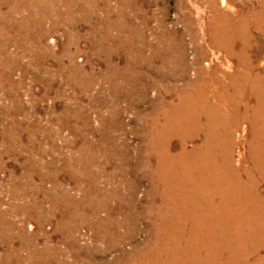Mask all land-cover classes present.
Wrapping results in <instances>:
<instances>
[{
  "label": "rangeland",
  "instance_id": "1",
  "mask_svg": "<svg viewBox=\"0 0 264 264\" xmlns=\"http://www.w3.org/2000/svg\"><path fill=\"white\" fill-rule=\"evenodd\" d=\"M225 19L233 41L214 31ZM242 54L262 76L264 121V0H0V264H142L175 206L155 171L163 107L200 75L226 82ZM246 131L232 161L250 172ZM229 219L179 264H259L264 221L251 236Z\"/></svg>",
  "mask_w": 264,
  "mask_h": 264
},
{
  "label": "bare ground",
  "instance_id": "2",
  "mask_svg": "<svg viewBox=\"0 0 264 264\" xmlns=\"http://www.w3.org/2000/svg\"><path fill=\"white\" fill-rule=\"evenodd\" d=\"M235 29L236 22L225 19L214 31L223 37L222 40L233 41L237 35ZM233 55L234 52L227 53L229 57ZM245 56L242 54L239 57V64L226 76V82L207 83L200 75L196 84L186 83L175 107H163L165 111H162V121L158 125L161 146L155 171L163 190L172 196L175 206L172 204L174 209L160 213L159 221L153 226L155 236L146 240L139 250L142 258L146 257L142 264H179L185 255L182 250L190 248L196 233L199 235L206 231L205 236L199 235V239L204 240L199 244L201 247L206 245L210 236H215L220 242L223 235L218 236L219 227L222 222L225 225L228 218L235 227L248 226L251 236L257 231L256 217L261 223L264 221V191L258 190L256 179L251 176V171L255 169L264 176V156L261 154L264 150V121L260 112L256 118L258 81L262 80V76L257 71L258 65L251 57ZM235 63L228 60L227 67ZM245 130L250 134V149L255 155L254 158L251 154L253 169L250 172L242 170L241 165L235 166L238 162L232 161V147L238 144ZM171 131H181L185 136L173 150L164 140ZM188 140L192 142L190 148L185 145ZM256 145L257 148L262 146L257 157L254 151ZM236 159L243 161L240 154ZM258 203L259 210L256 208ZM186 221L190 222L189 226ZM244 236L242 231L239 238ZM257 262L264 264V254L258 256Z\"/></svg>",
  "mask_w": 264,
  "mask_h": 264
}]
</instances>
